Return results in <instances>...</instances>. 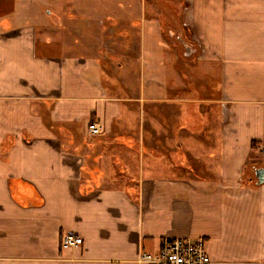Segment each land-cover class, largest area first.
<instances>
[{"label":"crops","instance_id":"crops-1","mask_svg":"<svg viewBox=\"0 0 264 264\" xmlns=\"http://www.w3.org/2000/svg\"><path fill=\"white\" fill-rule=\"evenodd\" d=\"M86 3L0 0V264H153L139 257L163 238L199 236L212 264H264V182L255 176L264 168V0H186L183 29L199 50L194 61L160 47L171 39L158 21L146 22V48L158 59L142 76L148 91L127 81L138 76L135 62L121 74L89 52L91 34L109 37L105 25L84 20L98 13ZM60 12L82 15L83 25L63 22ZM129 31L130 45L139 46L142 25ZM78 46L86 49L77 53ZM164 52L182 68L166 67ZM191 72L216 80L220 96L207 99L211 122L220 117L218 130L209 126V149L202 144L191 156L189 136L173 134L178 147L148 155L135 181L110 178L116 150H134L121 129L133 127L142 94L163 105V115L183 111L179 125H186V111L197 105L185 87ZM94 122L103 133L90 132ZM253 141L259 159L250 157ZM67 234L82 242L63 246Z\"/></svg>","mask_w":264,"mask_h":264},{"label":"rangeland","instance_id":"rangeland-1","mask_svg":"<svg viewBox=\"0 0 264 264\" xmlns=\"http://www.w3.org/2000/svg\"><path fill=\"white\" fill-rule=\"evenodd\" d=\"M44 2H49L50 0H43ZM62 0H60L61 2ZM74 1V0H73ZM77 3L80 2H87L88 7H94L93 5L88 4L89 2H95L96 6L94 9H90L91 11L98 12L87 14L88 17H84V20H88L90 18V23L95 24L99 23L102 26L105 25L108 29L107 31V38L103 39L102 30L96 31L98 35L102 38L101 41L98 37L93 36L91 34V53H97L98 60L104 63L106 67H115L118 73L124 74L127 73L125 70L127 62L133 64L135 62L136 67L138 69V76L133 78L132 80H127L128 82H132V86L135 88V84H137L138 88L145 87L146 91H148V83L146 82L143 84V78L145 75H148L149 68L155 67L158 62L156 59V55H152L151 50H147L149 46L148 42V27H146V22H155L158 21L160 23V29L162 33V37L164 40L170 42V45L162 43L160 47L165 49L166 46H169L171 49H175V53L179 54V57L183 60L186 58L187 60H195L197 55L199 54L198 48H196L193 44V39L191 36L186 34L185 29L183 26H187L183 21L185 20L184 15L185 11L188 9L189 4H186V0H112L110 3L101 4L99 6L98 0H75ZM85 4V5H86ZM157 11L156 15H153L152 12ZM183 14V16H182ZM61 20L63 21L64 18H74L73 24L75 25H83L82 15L81 16H70L67 14H63L60 12ZM39 20L36 21L38 23ZM64 22V21H63ZM62 22V23H63ZM142 23V24H141ZM151 24V23H150ZM86 25V24H85ZM137 25L138 27L142 25L143 29V38L141 35L139 46H135L130 41L131 35L129 31V26ZM94 26V25H92ZM150 26V25H149ZM57 25L58 32H62V27ZM113 27V30L109 28ZM69 29L66 28L64 33H68ZM150 32V31H149ZM101 34V35H100ZM121 36V38H120ZM47 37H51L47 35ZM161 38V37H160ZM162 38V39H163ZM162 41V40H161ZM164 42V41H162ZM129 43V44H128ZM185 44L190 45L194 48V52L190 55H185ZM82 45V44H81ZM159 46V45H158ZM147 47V48H146ZM161 48V49H162ZM54 49H59V46H54ZM72 48H61L62 52L69 51ZM86 48L83 46L75 47L74 50L78 53L84 52ZM151 53L148 54V53ZM100 53V54H99ZM165 53V54H164ZM163 56L165 55L169 62L167 63L166 67H175L182 68L181 62L182 60L176 59L175 54H171L170 52H164ZM197 54V55H196ZM136 60V61H135ZM157 61V62H156ZM188 61V62H189ZM199 64V62L197 63ZM163 65V63H162ZM167 68V69H168ZM192 70V69H191ZM190 70V71H191ZM200 71L197 68V72ZM144 72V73H141ZM108 71L104 69L103 75L104 77L107 76ZM116 80V79H115ZM118 80V79H117ZM116 80V84L118 81ZM147 80V79H146ZM186 85L185 87L190 90L188 95V100H197V105L194 112L189 110L186 111V125H179L180 122L184 121V112L181 111L177 114L170 113V116L163 115V109L161 108L163 105L158 103H151L148 101L147 94H142L140 98H138L137 109L133 112V118L130 120L132 128H122V132L131 134L134 144V150H126L124 149H117L118 155L111 158L110 164L113 167V175L110 178L116 180L119 183L122 182H130L139 176V174H133L137 165L146 166L147 165V156H152L153 154H157V152H163L164 149H168L170 147H178L177 142H172L173 139L170 137L174 134L175 136H182L187 135L191 139L192 144L186 143L185 152L193 155V152H198V149L202 144H205V139L210 134V124L214 128V124L216 129H219V122L218 119L220 117L217 115V118L213 119V123L211 122L212 118V108L211 103L209 100L217 96L218 92L214 91L215 88V81L216 80H203L197 79L194 72L186 75ZM145 81V80H144ZM170 81V80H168ZM122 82L124 83V75L122 78ZM130 82V83H131ZM213 82V83H212ZM111 83V81H110ZM150 86V85H149ZM156 86V84H155ZM162 86V85H161ZM178 86V85H177ZM213 90L211 91V89ZM161 88H156V92L158 93ZM196 93V95L193 94ZM183 95V94H180ZM208 95L213 96L210 98ZM157 97L162 98L163 95L160 93L156 95ZM192 96V97H190ZM196 96V97H195ZM187 97V96H186ZM214 100V99H212ZM215 105L214 103H212ZM189 111V112H188ZM215 120V121H214ZM136 125V127H135ZM187 126V127H186ZM101 131L100 133H103ZM113 134V133H112ZM111 134V135H112ZM174 136H172L173 138ZM186 137V136H182ZM168 138V139H167ZM187 138V137H186ZM195 140V143L192 140ZM200 140H203L202 142ZM216 140V138H215ZM218 140V139H217ZM109 145V141L106 142V147ZM184 145V143H182ZM152 147H155L153 150ZM115 148V147H113ZM254 152L251 154V158H258L260 156V146L255 145ZM209 149V145H204V150ZM123 150V151H120ZM105 151V150H104ZM109 151V150H107ZM154 151V152H153ZM120 157V158H118ZM162 157V154H161ZM194 159V157H193ZM163 160V158H162ZM162 160H157V162L161 163ZM106 160L102 159L104 163ZM166 161V160H164ZM123 162V165H122ZM123 168H121V167ZM212 264V263H211Z\"/></svg>","mask_w":264,"mask_h":264},{"label":"built area","instance_id":"built-area-1","mask_svg":"<svg viewBox=\"0 0 264 264\" xmlns=\"http://www.w3.org/2000/svg\"><path fill=\"white\" fill-rule=\"evenodd\" d=\"M90 132L99 133V122L90 124ZM82 242V237L75 234H67L62 241L65 247H75ZM206 239L202 236L190 237H166L161 240L158 250L154 253L143 252L139 259L142 262L153 264H211L206 247Z\"/></svg>","mask_w":264,"mask_h":264},{"label":"water","instance_id":"water-1","mask_svg":"<svg viewBox=\"0 0 264 264\" xmlns=\"http://www.w3.org/2000/svg\"><path fill=\"white\" fill-rule=\"evenodd\" d=\"M185 55L188 56L192 52H194V48L190 45L185 44ZM255 176L257 178L258 183H263L264 182V168L263 167H257L255 169Z\"/></svg>","mask_w":264,"mask_h":264},{"label":"trees","instance_id":"trees-1","mask_svg":"<svg viewBox=\"0 0 264 264\" xmlns=\"http://www.w3.org/2000/svg\"><path fill=\"white\" fill-rule=\"evenodd\" d=\"M255 144H256V143L253 141V143H252V146H254V147H255Z\"/></svg>","mask_w":264,"mask_h":264}]
</instances>
